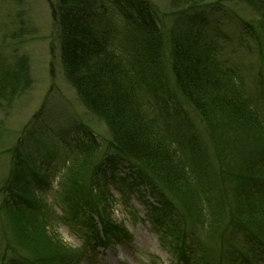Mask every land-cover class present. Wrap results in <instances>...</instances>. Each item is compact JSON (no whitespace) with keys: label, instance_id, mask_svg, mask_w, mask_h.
Here are the masks:
<instances>
[{"label":"trees","instance_id":"16d2710c","mask_svg":"<svg viewBox=\"0 0 264 264\" xmlns=\"http://www.w3.org/2000/svg\"><path fill=\"white\" fill-rule=\"evenodd\" d=\"M165 5L161 14L151 0L50 1L65 76L107 134L80 119L79 137L47 125L35 131L32 147L20 141L11 149L0 185V233L11 237L0 246V264L12 256V264H80L81 254L41 212L39 190L52 180L36 155L59 146L67 152L54 201L93 241L114 245L130 234L112 217L111 184L123 202L138 193L163 246L183 264L255 260L256 246L238 234L264 250V79L250 88L228 50L234 37L210 31L212 17L240 19L239 46L263 54L264 0ZM29 69L23 55L0 57V104L32 85ZM147 97L157 101L164 126L150 115ZM181 97L205 121L211 144L189 124Z\"/></svg>","mask_w":264,"mask_h":264},{"label":"rangeland","instance_id":"374dc122","mask_svg":"<svg viewBox=\"0 0 264 264\" xmlns=\"http://www.w3.org/2000/svg\"><path fill=\"white\" fill-rule=\"evenodd\" d=\"M50 1L52 0H0V57L8 59L16 55L27 57L30 61L29 70L32 80V85L20 93L11 104L7 103L8 99H4L0 104V185L5 182L10 172L13 160L11 149L20 141L27 147H32L33 136L40 128L43 130L47 125H51L59 129L67 138L79 137L81 134L76 128L82 119L96 132L107 134L105 123L89 114L77 91L65 76L59 59L60 43L54 32ZM151 1L162 14L166 9L167 0ZM233 7L238 10L240 16L255 17L250 8L240 5ZM210 20L211 34L223 29L234 37L228 50L234 55L237 65L240 64L239 66L242 67L248 86L251 88L259 78L264 79V53L257 55L255 51L251 53L239 46L237 25L241 22L240 19L225 20L212 17ZM114 21L118 23L119 20L115 18ZM112 42L119 46L121 40L115 38ZM170 87L179 94L173 85ZM147 99L151 101L150 115L164 126L166 120L157 101L149 97ZM172 102L173 100L170 103ZM179 102V108H183L189 115L186 119L189 120L192 128L200 132L205 143L211 144L205 121L182 97ZM169 122L173 124L172 119ZM66 152L63 146H59L58 149L45 148L36 155L43 162L47 175L51 174L54 179L53 188H56L60 171L64 169L62 164ZM125 166H127L126 161L122 163V167ZM108 187L116 198L112 217L117 222H123L130 233L122 242H118L114 249L111 248L113 246H103L100 242H94L81 230L79 222L72 219L70 214L55 203L54 196L57 190L47 188L39 190L43 200H41L42 206L44 204L41 211L43 216L48 219L46 221L51 223V228L64 243L83 254L80 264H181L163 246L158 232L152 227L147 208L139 200L138 193L130 194V199L126 203L123 202L116 187L111 184ZM2 198L3 195H0V201ZM149 198L151 199V196ZM1 221L0 214V228H2ZM9 236L11 237L10 231L7 230L6 237ZM239 236L247 242L244 235ZM6 237L0 233V246ZM254 250L258 258L249 264H264V250L260 246L254 247ZM12 260L13 257H10L6 263Z\"/></svg>","mask_w":264,"mask_h":264}]
</instances>
